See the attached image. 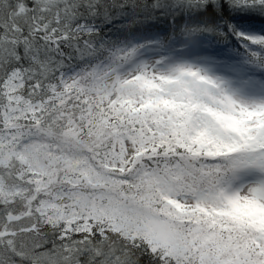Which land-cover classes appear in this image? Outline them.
<instances>
[{
	"label": "snow or ice",
	"instance_id": "1",
	"mask_svg": "<svg viewBox=\"0 0 264 264\" xmlns=\"http://www.w3.org/2000/svg\"><path fill=\"white\" fill-rule=\"evenodd\" d=\"M0 264H264V0H0Z\"/></svg>",
	"mask_w": 264,
	"mask_h": 264
},
{
	"label": "trees",
	"instance_id": "2",
	"mask_svg": "<svg viewBox=\"0 0 264 264\" xmlns=\"http://www.w3.org/2000/svg\"><path fill=\"white\" fill-rule=\"evenodd\" d=\"M157 27H158V28H162V27H163V25H158Z\"/></svg>",
	"mask_w": 264,
	"mask_h": 264
}]
</instances>
